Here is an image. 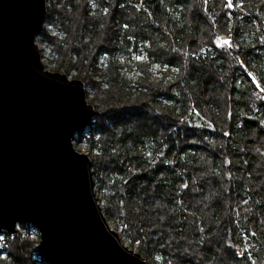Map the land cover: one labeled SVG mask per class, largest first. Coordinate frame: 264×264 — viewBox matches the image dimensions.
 Segmentation results:
<instances>
[{
	"label": "trees",
	"instance_id": "16d2710c",
	"mask_svg": "<svg viewBox=\"0 0 264 264\" xmlns=\"http://www.w3.org/2000/svg\"><path fill=\"white\" fill-rule=\"evenodd\" d=\"M232 4L47 0L43 59L96 109L74 144L150 264H264V0ZM32 234L3 231L0 264L47 263Z\"/></svg>",
	"mask_w": 264,
	"mask_h": 264
},
{
	"label": "water",
	"instance_id": "95a60500",
	"mask_svg": "<svg viewBox=\"0 0 264 264\" xmlns=\"http://www.w3.org/2000/svg\"><path fill=\"white\" fill-rule=\"evenodd\" d=\"M47 11V0H0V234L32 224L48 264H150L106 217L74 146L96 109L80 78L46 69Z\"/></svg>",
	"mask_w": 264,
	"mask_h": 264
},
{
	"label": "rangeland",
	"instance_id": "374dc122",
	"mask_svg": "<svg viewBox=\"0 0 264 264\" xmlns=\"http://www.w3.org/2000/svg\"><path fill=\"white\" fill-rule=\"evenodd\" d=\"M41 48V47H40ZM43 61H44V59H43ZM44 63H45V61H44ZM46 64V63H45ZM46 69H48V70H51V71H60V72H64V71H61V70H53V69H50L47 65H46ZM64 73H66V72H64ZM67 74V73H66ZM68 75V74H67ZM69 76V75H68ZM70 78H75V77H71V76H69ZM77 78V77H76ZM87 96H88V100H89V95H88V89H87ZM93 97H95L96 98V96L94 95V94H91V97L90 98H93ZM90 102V101H89ZM91 103V102H90ZM92 104V103H91ZM94 105V104H93ZM94 108H95V106H94ZM74 146H75V148H76V150H78V151H80V152H86L89 156H90V153H89V151H87V149L86 148H84V147H82V146H80V145H75L74 144ZM90 158H91V156H90ZM92 160V159H91ZM102 205V204H101ZM116 229V228H115ZM116 230H118V229H116ZM119 231V233H120V236L122 237V235H121V232H120V230H118ZM30 237V240H32V241H36V244H37V246H38V242H39V240H40V237H39V234L36 236V234L35 235H30L29 236ZM122 241H123V243L125 244V245H127L128 247H130L131 249H134V250H137V248L136 247H134V246H132L131 244H130V242L129 241H127L126 239H124V237H122ZM44 264H48V263H44ZM156 264V263H155Z\"/></svg>",
	"mask_w": 264,
	"mask_h": 264
},
{
	"label": "snow or ice",
	"instance_id": "6c2138e0",
	"mask_svg": "<svg viewBox=\"0 0 264 264\" xmlns=\"http://www.w3.org/2000/svg\"><path fill=\"white\" fill-rule=\"evenodd\" d=\"M228 6L229 7L233 6L232 0H228ZM125 27H127V25H125ZM224 43L230 46L232 42L230 40H225ZM136 59H143V58L142 57H136ZM176 71H179V70L176 69ZM249 76H251V73H249ZM252 83L255 85V87L260 88V83L255 78L252 79ZM261 90L264 91V89H261ZM149 155H151V154L149 153Z\"/></svg>",
	"mask_w": 264,
	"mask_h": 264
},
{
	"label": "bare ground",
	"instance_id": "6f19581e",
	"mask_svg": "<svg viewBox=\"0 0 264 264\" xmlns=\"http://www.w3.org/2000/svg\"><path fill=\"white\" fill-rule=\"evenodd\" d=\"M19 226V225H18ZM17 231H18V229H17Z\"/></svg>",
	"mask_w": 264,
	"mask_h": 264
}]
</instances>
